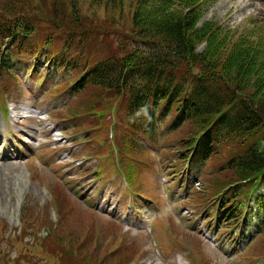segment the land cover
Here are the masks:
<instances>
[{"label": "rangeland", "instance_id": "obj_1", "mask_svg": "<svg viewBox=\"0 0 264 264\" xmlns=\"http://www.w3.org/2000/svg\"><path fill=\"white\" fill-rule=\"evenodd\" d=\"M136 1L0 0V9L33 18L37 30L31 39L45 48L50 59L57 58L61 38L68 33L59 30L47 38L53 30L37 22V12L49 13L50 7L63 4L70 15L74 8L72 21L82 30L67 52L79 60L67 67L74 75L85 65L114 54L125 33H138L132 25L133 13L139 12ZM169 1L170 14L183 10L181 0ZM208 1L201 3L204 8L194 28L213 23L211 47L223 58L219 63L245 53L251 57L241 75L250 69L258 71L264 64V0ZM46 40L52 41L49 46ZM205 44H199L195 52L200 54ZM16 50L14 46L12 53ZM19 58L15 70L0 72V101L8 103L5 117L0 115V264H95L103 256L101 264H264V236L250 244L239 242L245 240L241 235L237 244L230 241L240 221L238 217L227 223L222 220L228 206L236 202L225 195L232 191L215 197L216 191H207L206 183L224 159L213 158L200 167L185 164L188 153L178 146L187 125L168 132L162 123L150 147L146 138L128 127L124 102L117 99L115 119L120 127H114V119H104L108 111L93 109L98 125L78 124L81 133L93 132L88 144L83 143L86 137L71 128L73 119L63 120V116L90 100L109 101L105 92L95 99L97 88L87 86L72 96L61 82L66 69L61 67L54 74L46 63L49 59L33 60L28 51ZM32 62L40 68L37 74L25 71ZM258 81L264 83V78ZM16 110L28 115L15 119L20 126L12 124ZM33 115L36 122L31 121ZM179 153L185 156L183 161ZM137 162L144 165L143 170ZM171 174L177 177L170 178ZM82 195H88L91 205L81 202ZM220 199L226 201L224 210L217 204ZM215 213L219 218L210 220ZM176 247L195 251L191 262Z\"/></svg>", "mask_w": 264, "mask_h": 264}, {"label": "trees", "instance_id": "obj_2", "mask_svg": "<svg viewBox=\"0 0 264 264\" xmlns=\"http://www.w3.org/2000/svg\"><path fill=\"white\" fill-rule=\"evenodd\" d=\"M195 1L181 0L183 10L172 15L168 12L169 0H137L139 12L133 13L135 22L132 25L138 33L133 30L125 33L114 54L96 61L86 71L81 73L79 70L72 78H68L69 72L64 76V80L67 79L64 82L72 85V93L79 94L91 86L97 88L93 98L105 92L104 98L109 101L90 100L79 109L67 112L63 119L82 117L95 104H101L98 109L111 111L119 99L125 105L127 125L144 134H154L157 125L164 121L168 130L187 125L186 136L178 148L188 155L195 150L193 162L200 166L213 158L224 159L206 184L209 185L207 191H216L214 197L235 186L231 196L227 195L236 202L228 206L224 215L226 220L236 219L249 206H256L261 215L250 213L243 221V228L247 231L254 222L253 235L264 236V83L258 81L259 77L264 78V64L258 71L250 69L241 75V69L251 55L242 53L244 55L237 59L219 63L223 58L211 47L213 23L194 28L204 8L201 3L210 2ZM50 8L49 13L37 12V22L41 21L53 30L47 38H52L59 30L68 33L61 38L63 44L56 61L53 56L52 66L63 65L70 69L79 60L67 52L71 50L78 30H82L72 21L74 8L71 7L70 15L63 4ZM33 21L27 14L0 9V46L4 47L0 51L1 69H13L25 51L34 57H46L45 48L31 39L37 30ZM51 42L46 40L45 44L49 46ZM203 42L206 46L197 54L195 49ZM14 46L17 47L15 54L12 53ZM71 59L75 60L69 63ZM77 67L74 65L73 69ZM116 110L118 115V108ZM74 123L77 127L80 123L92 127L98 125L92 114L84 115ZM179 155L183 161L185 156ZM258 191L261 195H256ZM221 208H226L225 200ZM25 220L29 221V218ZM105 257L95 264H101Z\"/></svg>", "mask_w": 264, "mask_h": 264}, {"label": "bare ground", "instance_id": "obj_3", "mask_svg": "<svg viewBox=\"0 0 264 264\" xmlns=\"http://www.w3.org/2000/svg\"><path fill=\"white\" fill-rule=\"evenodd\" d=\"M15 119H20V115H17ZM15 119H11L12 120V124L14 126H18L20 123L18 121H15ZM33 122H36V117L34 119H32ZM37 132V129H36Z\"/></svg>", "mask_w": 264, "mask_h": 264}]
</instances>
